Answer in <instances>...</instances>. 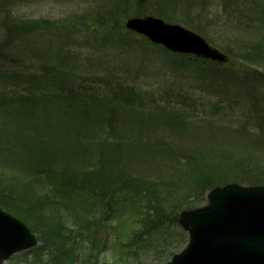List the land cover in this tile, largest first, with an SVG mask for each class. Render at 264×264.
<instances>
[{
    "label": "rangeland",
    "instance_id": "obj_1",
    "mask_svg": "<svg viewBox=\"0 0 264 264\" xmlns=\"http://www.w3.org/2000/svg\"><path fill=\"white\" fill-rule=\"evenodd\" d=\"M104 1L0 0V24H7L5 19H10L12 23L20 25H26L32 20H49L55 24L65 25V27L79 28L86 25L85 22L90 25L99 20L98 23L100 24L102 12L109 7L112 10L109 19L114 18V16L118 19L119 30L121 27L124 28L123 22L128 17L156 15L165 21L182 24L184 27L200 33L210 45L229 56L230 61L226 63L225 67L230 71L256 70L259 66L240 60L227 48L232 46L236 49L235 53L238 54L243 41L261 36L259 25L263 26V29L262 27L260 29L264 31L262 24L264 23V14L260 13L258 17V14L254 13L255 10H251H253L252 5H255V1L262 3L264 0ZM105 28H97V31L92 33L100 32V35H105ZM42 32L39 30L31 34L38 40V38L41 39ZM105 32V40L99 41L96 38L93 41L92 47L94 49L92 50L90 46L87 47L80 40L76 43L66 40L63 49L65 52L68 50L71 53H76L78 58L76 68L68 67V69L73 75L86 78L90 77V74L106 73L111 69L128 83L136 84L142 93L143 100H145L144 114L146 117L153 118L151 126L153 134L151 137L145 134L144 136H136L135 139L138 140L136 144L124 149L115 158V154L108 153L113 155V158L110 159L111 165L105 167L101 179L106 180L109 174L115 176L122 174L124 178L140 180L143 184L140 195L143 196L144 193L148 195V202H150L149 220L155 219V216H150V214L160 204L162 207L159 210V216L164 219L170 214V221L167 219V224L162 226L161 230L154 235L157 238L154 243H141V246L135 250L137 253L127 251L128 253L120 254L121 252H118L119 248L115 243L118 241L120 243L123 237L128 239L141 225L139 218L134 225L130 216L131 212L134 211L132 208L134 203L136 205L138 203H128L122 208V211H116L112 214H108L103 209L101 210L103 223L97 227V232H90L89 235L81 233L80 239H83V243L79 249L69 251L65 248H59L55 251L43 244V240L36 238L37 244L34 247L24 250V252L13 253L3 264H98L95 260L99 258L97 259L96 256L87 260L86 254L88 252H93V255L96 252L101 257L99 260L102 262L106 260V264H165L173 257L172 255L182 252L187 243L185 241L188 239V234L181 228L179 222L175 221V218L179 217L182 211L201 208L208 202L207 195L210 186L200 181L196 183L195 170L202 168L203 171L212 173L215 176L212 185L220 186L229 182H238L243 186H248L250 183L243 176V170L245 171L246 168H252L254 171L264 170V120L257 123L254 117L245 114L243 107L238 111H233L223 106V109L216 111L212 106L220 101L219 93L212 86H208V81L203 79L201 75L199 76L187 67L175 66V56L171 53L168 54L167 51L166 53L162 46L147 44L145 49H139L136 43L132 41H140L142 38L127 30L120 33L123 34L120 37L122 40L118 39L113 45L109 37H115L114 33L111 32L110 28L105 29ZM76 34L80 39L84 37L85 33L78 31ZM46 40L42 42L44 44L49 42ZM39 45L40 42L36 41V48L30 47L28 49L29 55L26 57L31 60L28 63L33 64L34 67H37L39 57L37 58L31 52L33 50L40 52L42 47ZM74 45L77 47L76 51L71 49V46L74 47ZM128 45L131 47L129 48ZM100 49L102 50L99 51ZM91 52H93V60L95 62L98 60L97 65L92 68L88 65L89 59L85 62L86 64L79 59V57L89 55ZM99 57L102 59L99 60ZM207 64H204L205 67ZM262 65L261 67L264 68V64ZM170 88L174 92L189 94V96L199 100V104L196 105L199 109L198 114H189L184 119L180 116L182 107L177 102L176 105L178 106L163 104L168 108L159 107V105L153 108L155 99L163 93V89L169 90ZM185 109L187 110L186 107ZM164 111L169 112L167 119L169 126L156 123L154 120L155 115L161 114L162 116ZM9 116L1 117L0 123L11 119ZM32 122L35 124V119L32 118ZM10 123L13 124L11 127L14 128L11 131L12 135L7 136L0 133L5 142H20L29 135V131H31L30 118L21 116L20 119ZM15 125H17L16 128ZM76 127H80V125L76 124ZM25 128L27 130H24ZM62 131L66 132L67 129L63 127ZM124 132L125 139H127L129 136L128 129ZM66 137L71 138L70 136ZM91 141L92 144L96 145L100 140L95 137ZM21 146H24L23 143ZM13 148L14 151H9L10 153L0 151V171L15 175L13 180L20 182L17 185L34 184L36 192H32L31 185H28L24 189L25 191L18 196L20 200H22L23 195L27 202L30 201L26 202L27 205H31L37 210H44L45 206H41L42 203L32 200L38 194L43 195L46 190L44 189V182H34L37 177L33 174L34 172L32 173L33 169L31 168L40 166L35 158H32L39 154L40 148L38 146L35 153H30L23 148H18V146ZM223 152H229L230 156H218ZM240 158L248 164L240 165L237 162ZM118 159H120L119 162H117ZM256 164L258 165L256 166ZM74 165L72 166L74 167ZM5 180L12 179L7 178ZM114 180L112 179V181ZM123 180L127 181V179ZM1 185L2 182L0 181V206L24 221L25 216L12 209L15 208L14 204L18 203L12 201L13 197L4 191ZM99 186L109 193L111 192L108 186ZM144 188L147 189L146 192H144ZM28 218L32 223L25 222L32 227L37 236L38 232L41 231L42 237H44L42 229L45 225L40 223L41 220L39 218L32 219L30 216ZM73 225L70 223V226ZM119 225L120 235L117 238L115 229ZM79 230L81 229L79 228ZM91 245L95 248L94 251H89ZM158 246L160 248L156 249ZM57 256L65 260H59Z\"/></svg>",
    "mask_w": 264,
    "mask_h": 264
},
{
    "label": "trees",
    "instance_id": "obj_2",
    "mask_svg": "<svg viewBox=\"0 0 264 264\" xmlns=\"http://www.w3.org/2000/svg\"><path fill=\"white\" fill-rule=\"evenodd\" d=\"M254 3L251 11L255 10L254 13L256 12L259 17L260 13L264 14V2L255 1ZM111 12L109 7L106 8L102 12L100 21L106 23L107 28H110L114 33L115 37L111 36L109 40L115 45L123 35L120 33L124 32L122 27L119 30L118 19L115 16L109 19V16L112 15ZM5 21L7 24H0V118L10 115L11 119L0 123V133L11 136V131L14 128L11 127L13 124L10 122L20 119L21 116L30 118L31 131L20 142L13 143L5 142L1 135L0 151L10 153L9 151H14L13 147L18 146L30 153H35L39 146V154L32 158H35L40 166L31 167L33 169L31 171L37 177L34 182L45 181L44 189L46 190L43 195L38 194L32 200L42 203L41 206H45V209L37 210L31 205H27L30 201L27 202L23 195V201L20 200L18 195H21V192L31 184L17 185L20 182L13 180L15 176L13 174L0 171L1 188L13 197V202L18 203L14 204L15 208L12 209L24 215L26 217H24V221L32 223L28 218L30 216L32 219L39 218L40 223L45 225L42 229L44 237L39 231L38 238L43 240L48 248L55 251L59 248L69 251L79 249L83 239H80L79 231L77 232L76 229L68 225L70 219L75 222V225L78 224V228L88 226L90 229L91 224L98 223L97 218L91 213L97 205V201L105 200L109 206L112 203V200L106 195L113 198L119 194L117 201L119 207L115 209L118 212L122 211L124 201L126 206L129 203L125 200L126 196L140 201L139 194L143 186L140 180L124 178L122 174L119 176L109 174L106 180H102L101 177L104 175L105 167L111 165L110 159L113 158V155L108 153L115 154V158L124 149L136 144L138 141L135 139L136 136H144V134L152 136L153 118L145 116V110H143L145 109L143 106L145 100H143L142 93L136 84L128 83L113 70L110 69L106 73L90 74L88 78L75 76L69 71L68 67L76 68L78 59L76 53H71L68 50L65 52L63 49L65 41H71L73 36L68 30L69 27L57 25L54 22H45L43 24L45 32H47L45 38L49 34H55L56 38H52L48 40L49 43L45 42L44 44L42 42L45 40L43 32L42 38L38 40L31 34L34 31H43L42 22L31 21L26 25H20L12 23L10 19ZM262 24L264 25V23ZM261 27L263 29V26L259 25L261 36L243 41L239 47L240 53H235L236 49L232 46L227 48L240 60L258 64L256 70L230 71L226 67L210 63L205 67L204 62L185 55H175L174 62L175 66L187 67L199 76L201 75L208 81V86H212L219 93L220 101L212 106L216 111L223 109V106L233 111H238L243 107L245 114L254 117L257 123L264 120V68L261 67L264 64V31L260 29ZM65 36L67 38L63 39ZM100 39L99 41L105 40L104 37ZM36 41L40 42L42 49L40 52H36V50L31 52L37 58L39 57L37 67H34L33 64L28 63L31 60L26 57L29 55L30 47L36 48ZM132 42L136 43L139 49L147 47L144 40ZM128 47L131 46L128 45ZM93 59V57L87 58L91 68L98 63V60L95 62ZM101 59L99 57V60ZM173 97L177 101H174ZM198 101L189 94L174 92L170 88L169 90L163 89L155 107L159 105V107L168 108L163 104H174L175 106L177 102L182 107L180 116L186 119L189 114H198L199 109L196 106L199 104ZM162 116L161 114L155 115V122L169 126L167 120L169 112H162ZM32 118L35 119V124L32 122ZM76 124L80 127H76ZM63 127L67 129L66 132L62 131ZM127 129L129 136L125 139L124 131ZM95 137L100 140L96 145L91 141ZM21 143L24 146H21ZM218 156L228 157L230 155L229 152H223ZM197 158L199 160L198 156ZM119 161L120 159L117 160V162ZM237 162L240 165L248 164L241 158ZM39 170L42 172L40 173ZM195 171L196 183L200 181L207 186L214 183L215 176L212 173L203 171L202 168ZM243 176L249 180L250 184H264V170L254 171L252 168H246L245 171L243 170ZM7 178L12 180H5ZM112 179L115 180L112 181ZM123 179H127V181L125 182ZM32 185L31 191L36 192L34 184ZM99 185L108 186L111 192L109 193ZM144 189L146 192L147 189ZM149 204L150 202L145 204L148 207L146 211L149 210ZM136 207L137 205L134 204L133 209ZM161 207L158 204L155 211L150 214V216H155V219L151 218V221L149 215L145 214L143 229L134 233V239H139L142 243L149 242V244L157 240L154 235L167 224V219L170 221L171 218L170 214L164 219L159 216ZM175 221H177V217ZM122 244L125 245L126 250L130 251L136 242H125L123 237ZM94 250L95 248L91 245L89 251ZM86 256L92 258L97 254L93 255L88 252ZM57 259L60 260L62 257L57 256ZM64 260L63 258L62 261Z\"/></svg>",
    "mask_w": 264,
    "mask_h": 264
},
{
    "label": "water",
    "instance_id": "obj_3",
    "mask_svg": "<svg viewBox=\"0 0 264 264\" xmlns=\"http://www.w3.org/2000/svg\"><path fill=\"white\" fill-rule=\"evenodd\" d=\"M126 26L129 29L147 35L152 41L164 44L168 49L180 53H194L207 59L219 62L226 61V56L212 48L200 35L182 25L169 24L162 19L148 16L145 18H130ZM212 205L208 208L182 213L181 224L191 232V242L181 255H176L169 264H190L180 262L188 252H238L235 264H264V187L240 189L235 185L211 192ZM233 201L236 209H241L244 217L240 225L231 229L223 225L219 229L207 230L213 220L220 216L219 205ZM228 215L231 212L224 208ZM217 221V220H216ZM216 224V223H215ZM191 226V228H190ZM207 235L206 241L205 234ZM35 239L18 219L0 211V264L1 260L13 252L27 249L35 245ZM201 245H203L201 247ZM201 264L219 263L214 254L205 256Z\"/></svg>",
    "mask_w": 264,
    "mask_h": 264
}]
</instances>
